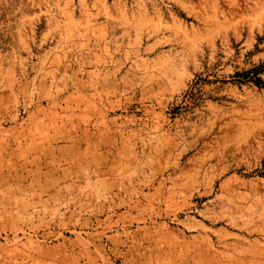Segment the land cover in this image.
<instances>
[{
    "label": "rangeland",
    "instance_id": "374dc122",
    "mask_svg": "<svg viewBox=\"0 0 264 264\" xmlns=\"http://www.w3.org/2000/svg\"><path fill=\"white\" fill-rule=\"evenodd\" d=\"M258 64L264 0H0V264H264Z\"/></svg>",
    "mask_w": 264,
    "mask_h": 264
},
{
    "label": "trees",
    "instance_id": "16d2710c",
    "mask_svg": "<svg viewBox=\"0 0 264 264\" xmlns=\"http://www.w3.org/2000/svg\"><path fill=\"white\" fill-rule=\"evenodd\" d=\"M263 73L264 64H258L248 70L235 73L234 77L238 78L240 84H251L258 89H264V80L261 77Z\"/></svg>",
    "mask_w": 264,
    "mask_h": 264
}]
</instances>
